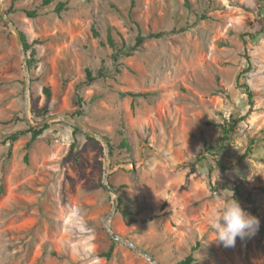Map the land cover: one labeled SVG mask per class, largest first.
I'll list each match as a JSON object with an SVG mask.
<instances>
[{"label":"rangeland","instance_id":"1","mask_svg":"<svg viewBox=\"0 0 264 264\" xmlns=\"http://www.w3.org/2000/svg\"><path fill=\"white\" fill-rule=\"evenodd\" d=\"M41 1L0 0L35 60L26 74L0 17V264H153L110 230L159 264H264V176L247 179L264 173V0ZM108 32L121 50L144 40L115 52ZM52 116L26 149L27 118ZM233 118L225 148L208 150ZM73 120L107 140L106 163L102 140L73 134ZM233 195L260 227L225 248L210 213Z\"/></svg>","mask_w":264,"mask_h":264},{"label":"trees","instance_id":"2","mask_svg":"<svg viewBox=\"0 0 264 264\" xmlns=\"http://www.w3.org/2000/svg\"><path fill=\"white\" fill-rule=\"evenodd\" d=\"M53 2V0H42L40 6H47L50 5ZM186 6L189 8V10L191 9L189 6V0H184ZM13 2L10 3L8 9L6 10V14L11 12V7H12ZM63 3L62 2H58L57 4L54 5V11L60 13L63 9ZM23 11L25 12V14L29 17V18H35L39 15V11L38 8L35 9H23ZM12 20V19H11ZM13 21V20H12ZM93 31V35L95 36V38L100 40V36L98 34V32H96L95 30ZM22 41H23V46L25 49V52L27 54V66L29 69H31V67H33L34 65V50L31 46V44L26 40L24 34L20 33ZM154 35H161V34H154ZM144 38L138 34L136 36L135 39V43L132 46H124L121 50V48H117L116 43L114 42L113 38L111 37L110 32L107 33V43L113 47L116 51H133L135 50L138 46H140L143 42ZM102 43V42H101ZM126 47V48H125ZM118 49V50H117ZM119 53V52H118ZM118 56V54L114 56V59H116V57ZM86 73V77H87V81L92 82L94 81L95 77L92 75L91 70L86 69L85 70ZM246 91L248 92V96L249 98L252 97V94L249 90V88L247 86H244ZM43 91L46 95L47 98L50 97V90L48 87H44ZM132 96H143L144 94L142 93H138V94H131ZM80 102L82 103V100L80 99ZM81 103H78V106L80 108L83 107V105ZM45 113H47V110L44 109L43 112L41 114L36 115V117H40L45 115ZM75 115H77L78 117H80L82 115V111L81 110H76L75 111ZM45 119V118H44ZM43 120V119H42ZM239 119L237 118H233L231 120H224L222 123L218 124L219 128H220V133L218 135V137L215 140V143L213 146H209L207 149L208 150H214V153H220L226 146V144L232 139V134L234 132V129L236 127V124L238 123ZM49 128V124H45L43 126H39V127H29L27 131L23 132V133H30V140L26 143V149L27 147L31 144L32 141L36 140L45 130H47ZM73 128V134H75L76 132L80 131L79 128L77 127H72ZM18 133H15L13 135H11V137L9 138L10 140H16L18 137ZM124 141H126V138L123 137L121 140V143H124ZM255 143L254 139H251L249 144H248V148H247V152H250L252 149L253 144ZM110 145V144H109ZM75 146V140L70 144V149H69V153L72 152V149ZM128 163V161L126 162ZM218 166H220V162H216ZM222 167V166H220ZM225 188H228V186L226 184H223ZM113 188L116 190V192L118 191V188L114 187ZM234 193H238V188L237 187H233L230 188ZM1 191V189H0ZM1 193V192H0ZM126 212L123 211V214H125ZM101 256H104L106 258H110L112 256V248L108 249V250H103L101 251ZM196 261V259L192 256V255H188L185 258L177 261L175 264H194V262Z\"/></svg>","mask_w":264,"mask_h":264},{"label":"clouds","instance_id":"3","mask_svg":"<svg viewBox=\"0 0 264 264\" xmlns=\"http://www.w3.org/2000/svg\"><path fill=\"white\" fill-rule=\"evenodd\" d=\"M256 174L264 176V173L257 172L250 174L247 179L251 181ZM210 219V230L215 233L212 241L225 248L234 247L237 238H251L260 227L259 218L245 210L234 195L231 199L225 198L220 207L213 208Z\"/></svg>","mask_w":264,"mask_h":264},{"label":"water","instance_id":"4","mask_svg":"<svg viewBox=\"0 0 264 264\" xmlns=\"http://www.w3.org/2000/svg\"><path fill=\"white\" fill-rule=\"evenodd\" d=\"M0 17L2 18V20L6 24H8L10 26V28L12 29V31L15 34L16 40L18 42V45H19V48H20V51H21V57H22V63H23L24 71H25L26 74H28V67H27V60H26V52H25V49H24V46H23V41H22V38H21V35H20V31L15 26L14 22L7 16L6 12L3 10V8H2L1 5H0ZM28 86H29V79L27 80V83H26L25 94H27V92H28ZM25 108H26V111H27V103L25 104ZM56 118H57L56 116H52V117H48V118H45V119L40 120V121H37V122H31V120L29 118H27V122L32 127H39V126H43L45 124H48V122L51 119H56ZM70 125L72 127L79 128L81 131H83L85 134L89 135L91 138L101 139L102 140V142L105 145V156H104V160H105V163H106V158H107V153H108V142H107V140L103 136L95 133L94 131H92L91 129H89L88 127L84 126L83 124H81L80 122H78L76 120L71 121L70 122ZM107 177H108V168L105 167L103 186H104V188L108 192H112L114 194H117V192L113 188V186L108 183ZM115 201H116V198L114 199V204H115ZM112 213H113V211L110 212L109 217L112 215ZM109 217L105 220V225L110 230L109 224H108ZM109 234L111 235L112 239H114V240L126 242L128 246H130L131 248H133L134 250H136L140 254L144 255L153 264H159V263H156L155 260L151 256L147 255L144 251H142L140 248H138L133 243L128 242V241H125L119 235H117L116 233L112 232L111 230L109 231Z\"/></svg>","mask_w":264,"mask_h":264},{"label":"bare ground","instance_id":"5","mask_svg":"<svg viewBox=\"0 0 264 264\" xmlns=\"http://www.w3.org/2000/svg\"><path fill=\"white\" fill-rule=\"evenodd\" d=\"M108 224H109V222H108Z\"/></svg>","mask_w":264,"mask_h":264}]
</instances>
